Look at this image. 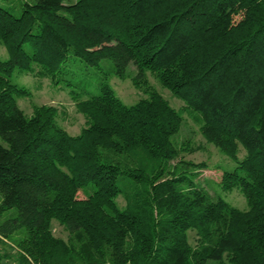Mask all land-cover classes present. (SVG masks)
<instances>
[{
  "label": "trees",
  "instance_id": "1",
  "mask_svg": "<svg viewBox=\"0 0 264 264\" xmlns=\"http://www.w3.org/2000/svg\"><path fill=\"white\" fill-rule=\"evenodd\" d=\"M0 46V257L10 246L17 264H264V0H0ZM74 60L104 69L95 91L67 71ZM146 72L235 162L215 184L245 209L181 157V111ZM13 74L68 88L81 131L58 125L53 105L27 116ZM110 75L146 96L125 105Z\"/></svg>",
  "mask_w": 264,
  "mask_h": 264
},
{
  "label": "rangeland",
  "instance_id": "2",
  "mask_svg": "<svg viewBox=\"0 0 264 264\" xmlns=\"http://www.w3.org/2000/svg\"><path fill=\"white\" fill-rule=\"evenodd\" d=\"M0 57L6 58L7 54L5 49L0 46ZM69 61H72L68 60ZM67 62V63H68ZM80 86L89 88L95 91V83L97 78L102 74L104 69H97L87 65L81 60H74L68 66V70ZM136 70L133 65L129 67V73L135 74ZM13 82L19 85H25L29 90L30 96H19L16 98L18 107L25 112L27 116L32 114L34 105H53L57 108L56 122L62 128H64L69 134L76 135L84 126V117L77 111L74 101L69 95L68 88H59L51 84L47 78H40L33 74H21L12 76ZM109 83L111 84L116 95L121 99L125 105L135 103L140 98L146 96L145 88H140L134 85L131 77L125 79L118 78L114 75H110ZM147 89L155 90L164 96L165 99L172 104L173 107L181 111L182 125L176 136L178 142H182L185 149L181 152V157L184 160H192L194 162H204L207 164L206 169L200 170L199 178L207 185L209 189L224 198L233 206L240 209L247 207L246 200L241 192L234 188L231 191H223L216 182L219 180L221 172L225 170H232L235 166V162L221 153L213 144L207 142L200 132L201 118L200 116L188 108L185 103L174 96L171 91L163 87L161 83L150 73L146 72ZM86 94L82 97L86 98ZM0 143L5 145V142L0 137ZM244 154L242 148H240L238 157L241 158ZM119 204H123L121 197L118 199ZM5 217L15 213V208L8 212H5ZM4 218V217H3ZM51 227L54 235L67 239V230L59 224L56 220L51 221ZM189 241L195 244V233L189 231ZM9 254L8 257H0V264H17L15 261V251L10 246H5V250Z\"/></svg>",
  "mask_w": 264,
  "mask_h": 264
}]
</instances>
